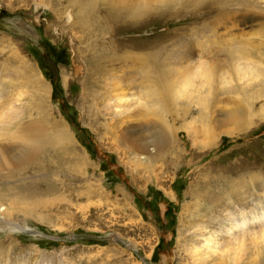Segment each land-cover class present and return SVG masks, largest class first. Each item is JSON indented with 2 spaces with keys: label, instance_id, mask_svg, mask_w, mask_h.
Segmentation results:
<instances>
[{
  "label": "rangeland",
  "instance_id": "374dc122",
  "mask_svg": "<svg viewBox=\"0 0 264 264\" xmlns=\"http://www.w3.org/2000/svg\"><path fill=\"white\" fill-rule=\"evenodd\" d=\"M113 1L101 29L71 0H0V264H264V225L241 248L226 231L264 212V0ZM125 54L158 55L176 102ZM237 104L246 125L222 133Z\"/></svg>",
  "mask_w": 264,
  "mask_h": 264
},
{
  "label": "bare ground",
  "instance_id": "6f19581e",
  "mask_svg": "<svg viewBox=\"0 0 264 264\" xmlns=\"http://www.w3.org/2000/svg\"><path fill=\"white\" fill-rule=\"evenodd\" d=\"M42 1V0H41ZM88 1V2H87ZM105 1V0H104ZM103 0H71V2L72 3H74L75 5V8L77 7V6H79V7H81L82 9L81 10H83L86 14H87V11L89 10V12L91 13L94 9L98 12L96 15H95V18H96V20H97V22H98V24H100V27H102L101 29H104L103 28V25H107V24H114L115 23V21L117 20V18H120V16L121 15H119L120 13H119V11H118V9H116V6H115V4L113 3L114 1L113 0H106L107 2H111V4L113 3L114 4V6H111L110 4H108L109 5V7H106V8H103L104 7V2ZM123 1V0H122ZM126 1V0H125ZM124 1V2H125ZM134 1V0H133ZM135 1H137V0H135ZM149 1L150 0H140V2H142L143 4V10H142V13L144 12H146V11H148L149 10V8H150V5H149ZM100 3H102V5L100 6L99 4ZM126 3V2H125ZM127 3H128V1H127ZM133 3V2H132ZM138 4H141V3H138ZM135 5V4H134ZM69 6V5H68ZM96 7V8H95ZM128 7H130V6H128ZM133 8V7H132ZM132 8H131V10L130 11H132ZM135 8V7H134ZM105 9V10H104ZM135 9H137V8H135ZM151 9V8H150ZM217 9V8H216ZM134 10V9H133ZM61 11V10H60ZM137 11H139L138 9H137ZM100 12H103L104 13V15H102ZM134 12V11H133ZM133 12H131V14L132 15H130V16H132L133 17V15L135 16V14H133ZM140 13H141V11H139ZM119 13V14H118ZM130 13V12H129ZM136 13V12H135ZM138 15H139V13H137ZM136 14V15H137ZM73 15V14H72ZM126 15V14H125ZM129 15V14H128ZM83 15L81 14L80 16H79V19L74 23V24H76V26H78L79 28H80V30L82 29V24H84V22H85V20H84V18L82 17ZM117 16V17H116ZM130 16H127V17H125L126 19H129V17ZM68 17H69V15H68ZM139 17V16H138ZM91 18V17H90ZM131 18V17H130ZM134 18H136V17H134ZM142 18V17H141ZM122 19V18H121ZM125 19V20H126ZM137 19V18H136ZM139 19H140V17H139ZM212 19V18H211ZM95 20V19H94ZM138 20V19H137ZM210 21V20H209ZM117 22H119V21H117ZM116 22V23H117ZM124 22V21H123ZM205 22V21H204ZM208 22V21H207ZM73 23V22H72ZM120 23V22H119ZM73 24V25H74ZM72 26V25H71ZM203 27V26H202ZM84 36L83 35H81L80 36V38H81V40H82V38H83ZM234 39H236V38H234ZM247 42H248V40H247ZM154 51V50H153ZM234 52V53H233ZM117 54V53H116ZM144 54H146V53H144ZM143 54V55H144ZM228 54V53H227ZM234 54H237V56H240L242 59L244 58L243 56L246 54V52H244V50L241 52L240 51V49L238 50V51H230V53H229V57L230 58H232L233 59V65H235L234 66V69H237V70H241V71H247V69H250V68H246L245 66H241V68H239V65H240V63L239 62H237V59L235 58V55ZM119 55V54H118ZM137 56V55H136ZM140 55H138L137 56V58L136 57H134L133 56V54L131 55V54H125V57L126 58H128V59H132V61H135V62H137V63H139V64H142V67H140L139 65L138 66H136L134 69H136V70H139L140 71V74H141V81L139 82L140 83V85L142 86V87H144V90L143 91H145V94H147V95H149L150 96V98H151V102H153V103H159L161 106L162 105H166L167 103H169V102H176V98L175 99H172L171 101H167L166 100V98H167V95L168 94H166L165 92H166V89H164L165 91H163V92H161L160 90H159V87L162 85V83H161V74H164V72H163V70L161 71V69H160V64H157V61H158V55H155V56H153L152 57V59L153 60H151L152 61V63H151V66L150 67H146V68H144V66H146L147 65V60H149V59H146V60H140V58L138 59V57H139ZM146 56V55H145ZM127 59V60H128ZM125 60V59H124ZM206 62V61H205ZM205 62H202V63H200L197 67H196V69H195V71L194 72H196V73H198V74H200V75H203L204 73H206V74H208V75H211V73H212V68L211 67H209V66H211V65H208V64H206ZM126 63V62H125ZM145 63H146V65H145ZM150 64V63H149ZM157 64V65H156ZM133 66H134V64H133ZM139 67V68H138ZM251 67V66H250ZM214 70V69H213ZM250 71L252 72V70L250 69ZM249 72V71H248ZM247 72V74H249ZM150 82L152 83V85L150 84ZM156 84V86H155V88H154V85ZM146 86H148L149 88L147 89V87ZM175 90V87H173L172 86V89H171V91H174ZM199 95H197V97H198ZM199 98V97H198ZM240 98V97H239ZM124 100H129V99H124ZM125 101V102H126ZM140 101H144L143 100V97H142V99H141V97L139 96V98L137 97V102H139L140 103ZM194 101V100H193ZM146 106H148V104L146 103ZM248 106V105H247ZM250 107V106H249ZM251 108V107H250ZM188 110V109H187ZM250 111V109L249 108H244V106L243 105H239V104H237V106H235V107H233L232 109H230V110H228V115H226V117L222 120V127H224L223 129H221V132L222 133H225V134H228V135H234L235 134V130H236V126L235 125H238V123L240 124V126H238V130H243V129H241L242 127H243V125L245 124L246 125V119L248 118V116H247V113ZM118 113V112H117ZM122 113V112H121ZM119 115V114H118ZM250 115V114H249ZM243 119H245L244 121H241V120H243ZM241 121V122H240ZM57 132H59L58 133V135H56V137H58V138H60L61 139V141H63V142H65V141H67L68 142V140L69 139H71V134L68 132V130H67V128H59V130L57 131ZM221 133V134H222ZM167 138V135H166V133L165 132H163V139H166ZM54 139V138H53ZM52 140V138L51 139H46V138H40V139H33V144H31V143H29L28 142V145L27 146H31V145H35V146H37V147H43L47 142H50ZM197 196H201L200 194H196V197ZM200 205L199 204H195V207H194V210H197V208H200L199 207ZM264 208V207H263ZM1 209H5V207L4 208H1ZM191 209V207H190V205H188L187 206V208H186V210H190ZM193 210V209H192ZM262 210V209H261ZM264 210V209H263ZM187 211V212H188ZM252 213V212H251ZM188 215H190V214H188ZM243 216H242V218L243 219H241V220H239V219H236V220H234V218H230V225L226 228V231L228 232V234L231 236V240L232 241H235V240H237L238 242V246H239V248H241L242 246H243V241L245 240L244 238H245V233H246V231H248V229L251 227V226H255V224L256 225H258V224H260V225H264L263 223H264V212L262 213V215L261 214H259L258 213V215L257 216H252V218H251V216H249V217H247V214L246 213H243L242 214ZM256 215V214H255ZM191 221V223L192 222H194L195 221V216H191L190 217V220H189V222ZM259 221V222H258ZM258 223V224H257ZM14 224V226L16 227L17 226V223H13ZM262 227H264V226H262ZM253 229H255V228H253ZM261 229V228H260ZM234 231H237V234H234L235 232ZM255 232V233H254ZM252 233V235H251V237L252 236H254L253 238H250L251 239V243L253 244V245H258V243H263L264 242V228H263V230L261 229V230H255V231H252L251 232ZM246 234H248V232L246 233ZM243 235H245V236H243ZM262 239H263V241H262ZM253 240H254V242H253ZM237 248V247H236ZM239 248H238V250H239ZM257 249H259V248H257ZM262 250H263V248H262ZM254 251H256V250H254ZM253 257V256H252ZM256 257V256H255ZM235 258H237V259H239L240 257H235ZM234 258V259H235ZM250 258V257H249ZM242 263H257V260L255 259H250L248 262H242Z\"/></svg>",
  "mask_w": 264,
  "mask_h": 264
}]
</instances>
